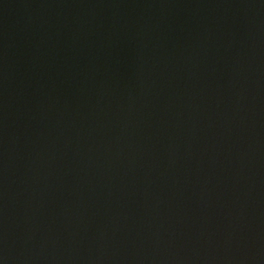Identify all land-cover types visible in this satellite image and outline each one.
<instances>
[{"label": "water", "instance_id": "1", "mask_svg": "<svg viewBox=\"0 0 264 264\" xmlns=\"http://www.w3.org/2000/svg\"><path fill=\"white\" fill-rule=\"evenodd\" d=\"M0 264H264V0H0Z\"/></svg>", "mask_w": 264, "mask_h": 264}]
</instances>
